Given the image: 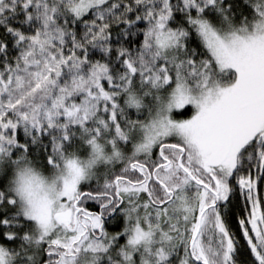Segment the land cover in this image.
<instances>
[{"label":"snow or ice","instance_id":"6c2138e0","mask_svg":"<svg viewBox=\"0 0 264 264\" xmlns=\"http://www.w3.org/2000/svg\"><path fill=\"white\" fill-rule=\"evenodd\" d=\"M0 264H264V0H0Z\"/></svg>","mask_w":264,"mask_h":264}]
</instances>
